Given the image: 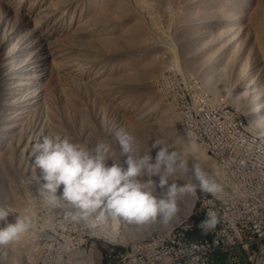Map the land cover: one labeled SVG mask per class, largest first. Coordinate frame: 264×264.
<instances>
[{"label":"rangeland","instance_id":"obj_1","mask_svg":"<svg viewBox=\"0 0 264 264\" xmlns=\"http://www.w3.org/2000/svg\"><path fill=\"white\" fill-rule=\"evenodd\" d=\"M259 96L264 0H0V206L12 212L7 222L20 214L31 223L0 247V261L45 264L85 251L94 264H107V248L130 244L132 231L148 236L168 225L99 212L73 220L72 205L49 204L33 179L31 152L42 137L108 144V163L125 167L120 129L134 137V156L151 150L154 158L155 140L174 148L183 134L207 155L194 142L204 133L201 113L210 111L219 127L228 122L231 141L264 138L253 121L264 124V107L254 108ZM180 161L178 155L174 171L164 173L169 183L188 184ZM195 190L193 207L208 193ZM186 195L177 194L179 216L191 204Z\"/></svg>","mask_w":264,"mask_h":264},{"label":"clouds","instance_id":"obj_2","mask_svg":"<svg viewBox=\"0 0 264 264\" xmlns=\"http://www.w3.org/2000/svg\"><path fill=\"white\" fill-rule=\"evenodd\" d=\"M116 138L123 152L128 154L124 162L126 167L116 162L108 163L111 160L108 144L98 142L94 148H89L61 133L42 137L31 152L36 171L33 179L39 185V196L49 204L62 200L72 205L73 220L87 222L93 213L99 212L136 225L157 219L167 223L177 213V194L192 190L189 184L169 183L164 174L174 171L178 152L155 140L151 146V149L158 148L154 158L151 150L148 154L134 156V137L120 129ZM180 163L183 164V160ZM195 174L202 191L211 194L220 190L218 184L196 169ZM61 186L63 189L58 197L56 193ZM157 188L163 189L164 195L157 196ZM10 213L7 207L0 206V221H5L0 227V247L13 243L31 228L28 218L20 214L14 222H7ZM215 223L216 217L209 211L201 226L213 227Z\"/></svg>","mask_w":264,"mask_h":264},{"label":"built area","instance_id":"obj_3","mask_svg":"<svg viewBox=\"0 0 264 264\" xmlns=\"http://www.w3.org/2000/svg\"><path fill=\"white\" fill-rule=\"evenodd\" d=\"M201 114V143L217 149V160L227 174L233 175L235 187H241V197L237 202L220 200L197 208L201 200L198 195L187 231L171 240L160 238L149 250L135 253L127 264H245L252 253H259L256 264H264V175L254 170L247 149H238V156H231V139L236 136L230 132L228 122L219 127L210 111ZM216 134H224V141H216ZM209 211L215 215L216 223L202 227ZM122 253L124 248L111 252L108 247L107 264ZM92 260L85 251H78L66 261L46 259L45 264H88Z\"/></svg>","mask_w":264,"mask_h":264},{"label":"bare ground","instance_id":"obj_4","mask_svg":"<svg viewBox=\"0 0 264 264\" xmlns=\"http://www.w3.org/2000/svg\"><path fill=\"white\" fill-rule=\"evenodd\" d=\"M263 107L264 96H259L257 102L254 103V108L255 110H259L263 109ZM262 112H264V109ZM253 118V121L256 123V125L259 126V129L264 131V124H262V122L260 123L257 117L254 116ZM174 141H176V144H174V148L178 152L180 160H183L184 162L183 167L186 168V170H183L188 171L189 174L186 183L192 186L191 191H186V198L191 199V204L188 206V210L186 211L184 216H179L178 214H176L170 221H168V225L165 226L166 228H163V230L165 229L164 231L151 233L148 236H144L132 231L131 233L134 239L130 244L128 243L123 246L113 245L110 247L111 252H119V249L124 248V253H122L120 257H113L111 264H127L128 262L133 260V255L135 253H142L149 250L155 242H160V238H163L164 240H171L176 238L180 232L187 231V229L189 228L190 220L193 219L192 208L197 193L195 189L196 187L200 186V181L196 177L195 169L198 170L202 176L208 178L212 182H215L220 187V190L215 193L201 194V200L197 201V208H204L205 203L209 202H218L222 200L225 203H233L237 202L240 199L241 187H235L233 175L227 174L224 166L222 165V162L217 160V149L207 147L206 143H201V141H194L197 145L204 149V151L208 155L207 156L202 150H200L199 148L197 149L193 142L190 141L188 136L184 134L178 136V138L175 137ZM238 149H247V151L251 155V163L254 166V170L258 174L264 175V138L259 136L258 139L256 137H249L247 134H245V141H231V156H238ZM156 195H164V190L157 191ZM177 200L178 198L176 196V201ZM181 206H177V209L179 211L180 209H182ZM182 217L184 218L181 219ZM155 221L156 223H161V225H166V223L160 219L154 220V222ZM173 222L176 223L173 224ZM106 237L111 242H113L116 238V232L109 231L107 232ZM258 262L259 253H252L249 256V261H245V264H256ZM94 263L95 262H88V264ZM16 264L20 263L17 262Z\"/></svg>","mask_w":264,"mask_h":264}]
</instances>
